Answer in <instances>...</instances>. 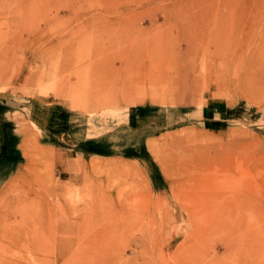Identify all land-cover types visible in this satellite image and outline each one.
I'll list each match as a JSON object with an SVG mask.
<instances>
[{
	"label": "rangeland",
	"instance_id": "374dc122",
	"mask_svg": "<svg viewBox=\"0 0 264 264\" xmlns=\"http://www.w3.org/2000/svg\"><path fill=\"white\" fill-rule=\"evenodd\" d=\"M0 264H264V0H0Z\"/></svg>",
	"mask_w": 264,
	"mask_h": 264
},
{
	"label": "bare ground",
	"instance_id": "6f19581e",
	"mask_svg": "<svg viewBox=\"0 0 264 264\" xmlns=\"http://www.w3.org/2000/svg\"><path fill=\"white\" fill-rule=\"evenodd\" d=\"M44 1V0H43ZM78 1V0H77ZM77 3V2H76ZM75 3H73L72 5H74ZM174 4V3H173ZM73 8H76V6L74 5V6H72ZM69 8V7H68ZM176 8V7H175ZM113 12V11H112ZM117 12V11H116ZM122 12V11H121ZM108 13V12H107ZM142 13V12H141ZM105 14V13H104ZM123 14V13H122ZM138 14V13H137ZM142 15V14H141ZM97 17H99V16H97ZM101 17V16H100ZM89 18V17H88ZM125 21V20H124ZM116 23H118V21L116 22ZM123 23V22H122ZM109 24V23H108ZM124 24V23H123ZM113 25H114V23H113ZM177 26V25H176ZM116 27V26H115ZM82 32V31H81ZM78 34V33H77ZM79 36V35H78ZM75 39V38H74ZM77 40V39H76ZM93 41H94V39H93ZM78 49V48H77ZM42 52V51H41ZM37 54H38V52H37ZM39 54H40V52H39ZM41 55V54H40ZM44 55V54H43ZM42 56V55H41ZM33 57H34V55H33ZM40 58V57H39ZM58 59V58H57ZM41 61V60H40Z\"/></svg>",
	"mask_w": 264,
	"mask_h": 264
}]
</instances>
